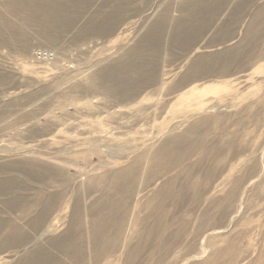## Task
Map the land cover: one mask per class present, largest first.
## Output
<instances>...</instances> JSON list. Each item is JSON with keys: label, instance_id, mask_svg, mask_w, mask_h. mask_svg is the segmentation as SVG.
<instances>
[{"label": "rangeland", "instance_id": "rangeland-1", "mask_svg": "<svg viewBox=\"0 0 264 264\" xmlns=\"http://www.w3.org/2000/svg\"><path fill=\"white\" fill-rule=\"evenodd\" d=\"M0 264H264V0H0Z\"/></svg>", "mask_w": 264, "mask_h": 264}]
</instances>
